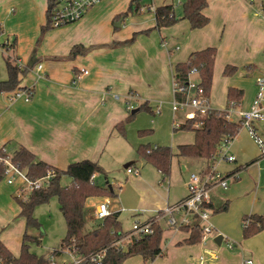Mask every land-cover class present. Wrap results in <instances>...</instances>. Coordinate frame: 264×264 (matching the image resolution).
<instances>
[{
  "label": "crops",
  "instance_id": "0c3cea01",
  "mask_svg": "<svg viewBox=\"0 0 264 264\" xmlns=\"http://www.w3.org/2000/svg\"><path fill=\"white\" fill-rule=\"evenodd\" d=\"M185 1L151 0L147 3L152 2L154 8L171 5L176 17L180 18ZM207 1L204 14L210 22L202 29L192 30L187 20H180L171 27L155 30L148 35L140 34L129 47L109 49L101 46L129 40L134 33L153 28L156 19L154 12L129 15L122 24V27L128 24L125 32H114L119 30L114 27L115 18L128 10L131 0H104L83 20L74 24L71 33L82 31L83 34L74 36L58 50L48 51L47 44L55 29L48 31L37 46L41 28L47 23L48 0H0V49L7 52L1 54L5 64L7 56L19 59L23 66L32 63L29 72L20 78V87L35 88L32 100H27L23 90L0 94V150L5 148L13 156L22 146L32 152L38 161L63 171L76 162L89 160L98 163L105 172L104 175L96 174L95 182L100 186L109 184L110 178L117 179L113 164L126 163L123 166L128 181L126 185L118 179L116 183L109 184L117 198L88 200V206L94 207L95 216L90 228L86 224V232L98 223L96 212L104 201L114 207L112 210L109 208L111 213H119L121 225L123 211L128 212L134 221H148L158 211L187 197L188 180H184L183 185L186 193L179 195L178 190L174 189V178L182 176L181 179H184L187 172L184 161L199 164L201 172L210 166V162L204 159L177 156L179 146L195 142L194 132L174 130V123L182 125L187 120L185 117L183 121H176V112L172 109L177 64L187 62L195 52L210 47L217 49L209 97V107L217 110H223L221 101L216 98L219 87L226 102L229 89H239L232 83L233 76L224 75L227 66L237 68L234 76L245 73L254 80L253 77L257 79L264 75V0ZM63 29L66 27L59 28L61 37L66 34ZM13 40H16L13 51L2 48L3 44H11ZM76 45L99 48L72 60L56 59L67 57ZM39 65L42 66L41 70H38ZM75 72L78 74L77 81L73 82ZM0 79L7 80L8 72L7 78L1 76ZM192 79L198 81L197 76ZM256 92L257 87L254 93L246 96V100L253 102ZM244 99L245 91L241 106ZM143 104H147L153 114L137 112L136 115L142 114V121H138L136 116L123 130L118 127L132 110L139 109ZM143 131L149 132L142 134ZM149 133H157L159 138H168L169 141L161 142L148 136ZM142 145L172 149L174 156L169 177L163 176L141 158L138 149ZM239 158H236L237 165L231 166L225 173L231 175L238 172V178L225 190V195H215L212 199L215 209L229 203L228 213H213L211 218L214 233L217 226L222 243H216V233L213 241L208 237L200 244L187 245L185 241L191 232L173 229L163 223L161 249L164 256L152 262L140 258L138 263L242 264L246 260H253L254 264H264V233L244 240L240 232L243 216L264 214V160L258 161L257 158L244 162ZM147 166L156 170L154 182H147L146 173L142 172ZM128 168L138 171V176L129 174ZM70 182L68 177L63 178L65 185ZM20 183L8 185L0 181V240L16 258L21 254L26 232L34 237L39 236V233L34 235L36 232L27 228L26 219L21 216V208L15 198ZM151 183L158 190H164L153 200L146 198L139 190L144 187L152 190ZM215 200L220 205H216ZM224 235L239 241L231 242ZM124 243L125 247L129 240ZM225 243H234V249H226L222 246ZM228 249L233 251L232 254Z\"/></svg>",
  "mask_w": 264,
  "mask_h": 264
},
{
  "label": "trees",
  "instance_id": "16d2710c",
  "mask_svg": "<svg viewBox=\"0 0 264 264\" xmlns=\"http://www.w3.org/2000/svg\"><path fill=\"white\" fill-rule=\"evenodd\" d=\"M149 4L141 1L131 0L128 10L118 15L114 22L121 19L125 20L129 15H139L141 7H147ZM55 6V0H48L46 11L47 23L41 28L40 36L37 40L39 46L45 34L53 30L50 25L51 13ZM149 7V6H148ZM208 7L207 0H186L183 4V16L178 18L175 15L174 8L171 5L157 7L154 10L156 24L153 28L137 32L132 35L129 40L123 42H113L112 44L103 45L102 48H124L131 46L140 34L148 35L155 30L164 27H171L180 20H187L192 30L202 29L206 27L210 20L204 14V10ZM1 30V27H0ZM16 46V40L11 44H3L2 48L7 51H13ZM99 48L98 46L84 47L83 45L74 46L67 57L56 59H74L79 55H85L90 51ZM217 56V49L210 47L202 51L193 53L187 62L179 63L175 67L174 81L183 87L188 86L190 73L193 69L197 70L198 86L203 89L204 95L209 99L212 88L214 75V65ZM6 66L8 79L0 81V94H11L20 90L26 92L29 100L35 96V88L20 87V78L25 76L30 66H20L19 59H12L10 56L6 58ZM237 72L236 67L227 66L224 70L225 76H232ZM73 82L77 81V73L74 74ZM244 91L236 88H230L228 91L227 110L210 109V111L201 117L187 119L179 129L175 131H188L195 133V142L192 145L179 146L178 157L181 158H198L213 163L212 159L217 154L221 142L224 139L233 141L243 129L242 121H233L230 119L231 108H236L241 103ZM175 98L182 101L186 98L184 94L177 93ZM138 112H147L153 114L152 109L143 104ZM137 114V113H136ZM136 114H131L118 127L122 130L127 124L132 122ZM197 124H200L197 127ZM149 131H143L142 134ZM0 150V156L5 158L6 155ZM138 154L146 163L153 165L163 176L169 177L171 173V162L174 156L172 149L169 147L142 145L138 149ZM12 161L19 169L26 173L30 181H36L45 177L49 172L53 173V177L47 188L34 190L25 198L15 197L21 208V216L26 219L28 229L41 230V225L34 217V211L37 206L48 204L52 199L56 198L59 203L60 211L66 222V236L62 240L59 250L53 252V255L60 256L63 251H69L78 258H85L106 249V256L103 264H123L126 260L134 256H141L146 262L154 261L159 257H163L164 253L161 249V242L164 228L161 225H154L151 234L132 238L125 249L113 245L115 242L124 237L127 232L123 231L119 221V213L113 212L104 220H98L95 227L86 232V207L87 202L93 198H117L109 184L104 186L93 184L91 178L94 174H105L104 170L98 163L85 160L76 162L66 170L57 169L47 163L38 161L36 156L25 147H20L13 155ZM209 166V167H210ZM5 165L0 162V181H4ZM238 171V170H237ZM236 172V171H235ZM71 179L70 184L65 185L63 178ZM229 203L219 208H210L214 210V214H220L228 210ZM243 238L245 240L264 233V214H250L242 218ZM180 230L191 232L187 245H197L203 241V234L199 226L193 228L184 227ZM40 237H34L25 233L21 248V254L18 258L5 247L0 240V264H51L45 256H37L31 252V245L40 243ZM80 264H96L91 261H83Z\"/></svg>",
  "mask_w": 264,
  "mask_h": 264
},
{
  "label": "built area",
  "instance_id": "2783aa9c",
  "mask_svg": "<svg viewBox=\"0 0 264 264\" xmlns=\"http://www.w3.org/2000/svg\"><path fill=\"white\" fill-rule=\"evenodd\" d=\"M104 0H55V6L51 13L50 25L52 29H59L69 25L79 23L83 20L88 13L101 4ZM141 1L142 3L149 4L151 0H134ZM152 3V2H151ZM150 3L147 7L143 6L140 9L141 13L154 12L155 8ZM20 66H23L19 63ZM42 66H38V70H41ZM197 75V70L193 69L190 73V79L187 87H183L174 81V101L172 103V109L174 112L187 111L186 118L193 119L195 117L205 116L209 111V99L204 95L202 88L197 87L198 81L193 80L192 77ZM257 92L253 100V103L249 110H240L239 116L242 121V126L247 127L250 130L252 138L261 147V157L264 160V141L258 134L259 128L256 122H260L264 130V76L258 77L256 81ZM177 93L184 94L186 98L179 101L175 98ZM27 96V94H26ZM27 100H29L27 96ZM241 106V103L238 107ZM181 125L174 123V129H179ZM200 124H197L199 127ZM232 141L224 139L218 149L217 154L213 157L210 167L205 171L198 174H192L189 178L187 189L188 195L185 199L178 202L175 205L167 206L161 211H158L152 218L146 222L135 221L133 228L124 237L115 242L113 245L125 249L124 242L132 240V238H139L153 232L152 227L154 225H162L165 223L168 227L173 229H182L184 227L193 228L199 226L203 240H206L209 235L214 231L211 218L213 210L210 208L212 205L211 192L217 188L228 189L230 184L238 178V172L231 175L220 173L218 165L220 161L226 160L229 163L236 162V158L232 155H228L230 151L229 144ZM6 157L0 156V162L5 165L4 181L8 185H15L18 181H21L18 188L16 197L25 198L26 193H30L34 190H40L47 188L53 177V173L49 172L45 177L36 181H30L26 173L19 169V167L13 163L12 155L7 153L6 149L2 151ZM129 174H137L138 171L133 168H128ZM96 174L91 178V182L94 184L96 180ZM111 214L109 209V203H101L98 206L96 212V218L98 220H104ZM235 245L228 243L229 249H234ZM66 255L72 256L73 262L71 264H80L83 261H91L96 264H103L106 256V249L98 253L90 255L85 258H76L70 254L69 251H63L62 255H52L49 259L51 264H65L60 262L62 259H66ZM242 264H254L253 260H246Z\"/></svg>",
  "mask_w": 264,
  "mask_h": 264
},
{
  "label": "rangeland",
  "instance_id": "374dc122",
  "mask_svg": "<svg viewBox=\"0 0 264 264\" xmlns=\"http://www.w3.org/2000/svg\"><path fill=\"white\" fill-rule=\"evenodd\" d=\"M102 24L104 25V23H102ZM127 25L128 24L121 27V29H119V30H115L114 32H123L124 33ZM89 26H90L89 23H87V27H89ZM74 27H75L74 24L70 25V26H66V29H63L66 33L63 37H61L59 34L60 30L55 29V32H52V37L47 44L48 51L58 50L66 42L70 41L74 36L83 34L82 31H78L76 33H71V31ZM89 34H91V32ZM2 52L5 53L6 51L5 50L2 51L0 49V77L2 76V77L7 78V68H6V64H5V59L3 58L2 54H1ZM247 75H249V76H247ZM232 76H233V79H232L233 82L232 83L235 84V86H237L239 89L245 91V99L242 103V106L229 109L230 119L233 121H240L241 118L239 116V111L240 110H249L251 107L250 105H252L251 103H253V102H250L249 100H246V96H248V95H250V93H254V91H256L255 80L257 81V79H256V77H253L255 79L252 80V77H250V74H245V73L244 74L240 73V74H237L236 76H234V75H232ZM262 76H264V75H262ZM262 76H260V77L262 78ZM0 80H2V79H0ZM217 91L218 92H217L216 98L221 101V104H222L221 108L223 110H227L228 104H226L227 102L225 101V98L222 99L221 87H219ZM174 114H175L176 121L180 122V121H183L184 118L186 117L187 111H178ZM136 116H137L138 121H142V118H143L142 114H138ZM139 119H141V120H139ZM256 124L258 125V128H259L258 134L261 137V139L264 141V130L262 129L263 125L260 122H256ZM172 132H173V130H172ZM179 133H181V132H179ZM147 135L150 136L151 138H157V140H159L161 142H168L169 141L168 138L165 140H163V138H159L157 133L152 134V135H151V133H149ZM187 135H189V134H187ZM156 144H159V143H156ZM155 146H157V145H155ZM229 148H230V151L228 152V155L235 156L236 158L240 157L239 158L240 161L244 160V162H250V161L257 159V158H259L258 161L263 160L262 158H260L261 157V147L252 138L250 130L247 127H243V129L241 130L239 135L232 141L231 144H229ZM188 161H190V160L184 161V165L187 167V172H186V174L184 173V179L183 178L181 179L182 176H177L174 178V183H175L174 189H175V191L178 190L179 195H181L182 193H186V187L183 186L184 180L187 182V180L189 181V177L192 174H198L201 172L199 167H198L199 164L198 165H197V163L192 164V162H188ZM199 161H201V160H197L196 162L203 163V162H199ZM125 164L126 163H124L123 165L113 164V166H116L115 167L116 168L115 177L123 185H126V183L128 182L125 179L126 174H125V169L123 168V166ZM233 165L236 166L237 165L236 162L229 163L226 160L225 161L222 160V161H220V163L218 165V169H219L220 173L225 174L227 171H229L228 169ZM262 169H264V167H262ZM143 171H145V173H146L145 177H146L147 182L148 181L154 182L153 180H154V177L156 176V170L153 167L147 166L145 168V170H142V172ZM133 175L134 176L136 175V177H137L138 173L133 174ZM117 179L110 178L109 184L112 185V184L116 183ZM99 183L103 184L102 180H99ZM166 183H169V181H166ZM156 184H157V181L155 182V185ZM103 185H105V184H103ZM155 185L151 183L152 190H147V187L139 188V190L146 198L153 200V198L156 195L163 194V192H164V190H162L163 192L158 190ZM221 190H223V191H221ZM28 194L29 193H26L25 197H27ZM223 194L224 195L226 194L225 189L217 187L211 192V199H213V197L215 195H219V197H220V196H223ZM98 200H100V199H98ZM106 202H108V201H104L103 203H106ZM215 203H216V205H220V202L217 203L216 200H215ZM109 208H111V210H112L114 207H110V205H109ZM93 210H94V207H92V205L90 207L87 204V207H86V217L87 218L86 219L88 220L87 221L88 228H90V226H92V222H93V219L95 216L93 213ZM228 211H229V209L226 212L228 213ZM226 212H223V213H226ZM220 214H222V213H220ZM213 215H219V214H213ZM34 217L38 220V222L41 225V230L33 229L36 232V233H34V235L39 233L38 235L40 237V239H39L40 243H39V245H37V244L31 245V252L37 256H46L48 258V256H50L54 250H57L61 247L62 240L66 236V222H65L64 217L60 211L58 200L56 198H54L48 204H42V205L37 206L35 209ZM121 221H122L123 231L124 232H130L133 228V225H134V223H133L134 220L131 217V215L128 212L123 211L122 216H121ZM215 229H216L215 233L213 231V233L208 236L209 238H212L211 241L214 240V236H216V233L218 234V236L221 235L217 226H215ZM240 232H242V238L241 239H244L243 238L242 220H241V224H240ZM224 238L230 240L231 242L239 241V240L233 239L229 235H224ZM253 238L254 237L247 239V240H251ZM163 242H164V240H163ZM123 244H125V243H123ZM232 244H234V243H232ZM222 246L225 248L228 247V245H226V243L223 244ZM228 251H230L231 254L233 252L232 250H229V249H228ZM67 256H68L67 258L65 257L66 259H63V260L61 259L60 262L63 263L64 261H66L65 264H71L73 262V259L69 255H67ZM140 258H142V257L141 256L131 257L128 260H126L123 264H140V263H138Z\"/></svg>",
  "mask_w": 264,
  "mask_h": 264
},
{
  "label": "water",
  "instance_id": "95a60500",
  "mask_svg": "<svg viewBox=\"0 0 264 264\" xmlns=\"http://www.w3.org/2000/svg\"><path fill=\"white\" fill-rule=\"evenodd\" d=\"M123 21H124V20L121 19V20L115 22L114 27H115L116 29H120V28L122 27ZM30 66H33V64L31 63ZM138 111H139V109H134V110H132V113L135 114V113H137ZM107 184H108V183H107ZM109 187H111V186H109ZM216 243H218V244H221V243H222V236H218V237H217V239H216Z\"/></svg>",
  "mask_w": 264,
  "mask_h": 264
}]
</instances>
